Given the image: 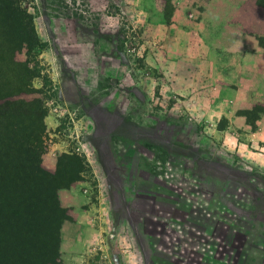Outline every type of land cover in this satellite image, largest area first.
<instances>
[{"label":"rangeland","instance_id":"374dc122","mask_svg":"<svg viewBox=\"0 0 264 264\" xmlns=\"http://www.w3.org/2000/svg\"><path fill=\"white\" fill-rule=\"evenodd\" d=\"M14 1L34 41L0 62V78L26 84L6 99L26 103L25 131L41 133L10 151L39 169L13 166L26 182L0 185L15 191L7 209L45 225L56 264H259L264 165L222 146L227 120L206 113L212 69L190 53L194 30L173 0Z\"/></svg>","mask_w":264,"mask_h":264},{"label":"crops","instance_id":"0c3cea01","mask_svg":"<svg viewBox=\"0 0 264 264\" xmlns=\"http://www.w3.org/2000/svg\"><path fill=\"white\" fill-rule=\"evenodd\" d=\"M173 3L175 14L181 20H189L194 30L196 42L189 44L190 53L204 52L205 65L212 69L208 83L215 87L206 113L210 120H227L220 129L222 146L236 150L244 162L264 165V111L258 112L254 126L246 114L256 104L264 106V4L258 0H173ZM71 226L64 225L63 232ZM86 228V219L81 217V245L86 239ZM70 235L65 233L66 238ZM257 252L259 264H264V250Z\"/></svg>","mask_w":264,"mask_h":264},{"label":"trees","instance_id":"16d2710c","mask_svg":"<svg viewBox=\"0 0 264 264\" xmlns=\"http://www.w3.org/2000/svg\"><path fill=\"white\" fill-rule=\"evenodd\" d=\"M264 4V0H258ZM31 16L19 3L14 0H0V62H11L15 51L24 46H32L34 41L33 31L30 25ZM13 63V62H12ZM25 83H19L15 87H8V83L0 78V178L7 174L6 181H13L10 177L20 181V175L13 172H24L29 176L39 167L27 168L19 166L18 162H12L13 154L10 151L12 146L18 145L27 148L32 141L40 138V133H28L25 131L24 119L30 116V108L26 103L16 100H9L6 97L13 93L22 92L27 89ZM12 89V91H10ZM36 114L44 116L41 106L35 107ZM252 110V109H251ZM258 111V112H263ZM247 114V113H246ZM254 116L251 125L254 126ZM248 118V115H247ZM34 152L30 148L28 154ZM27 163V162H26ZM27 169V171H26ZM84 170H81V177ZM26 180H22L24 184ZM14 192H6L0 185V264H56L58 251L47 244L49 236H45L47 229L36 216L33 223H29L24 217V211L18 204L12 209ZM13 220V221H12ZM29 227V228H28Z\"/></svg>","mask_w":264,"mask_h":264},{"label":"built area","instance_id":"2783aa9c","mask_svg":"<svg viewBox=\"0 0 264 264\" xmlns=\"http://www.w3.org/2000/svg\"><path fill=\"white\" fill-rule=\"evenodd\" d=\"M83 148L86 149V146H85V144H83L82 141H81V151L85 153V151H87V150H85V149H83Z\"/></svg>","mask_w":264,"mask_h":264}]
</instances>
